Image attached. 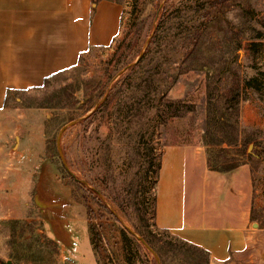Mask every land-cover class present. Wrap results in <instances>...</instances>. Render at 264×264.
Instances as JSON below:
<instances>
[{
  "label": "rangeland",
  "instance_id": "rangeland-1",
  "mask_svg": "<svg viewBox=\"0 0 264 264\" xmlns=\"http://www.w3.org/2000/svg\"><path fill=\"white\" fill-rule=\"evenodd\" d=\"M118 1L126 11L112 46L9 94L1 119L18 135L0 141V253L16 264L55 263L56 244L34 221L50 198L68 199L88 223L97 264H158L132 232L160 264H205V253L156 227L165 156L180 150L181 177L194 179L210 170L207 132L234 128L238 147L224 145L218 164L249 161L256 176L264 172V129L242 115L255 104L264 117V0ZM251 78L257 88L246 87ZM85 117L63 132L59 151L61 130ZM19 146L24 157L12 163ZM170 170L183 169L167 164L161 190L180 179Z\"/></svg>",
  "mask_w": 264,
  "mask_h": 264
},
{
  "label": "crops",
  "instance_id": "crops-1",
  "mask_svg": "<svg viewBox=\"0 0 264 264\" xmlns=\"http://www.w3.org/2000/svg\"><path fill=\"white\" fill-rule=\"evenodd\" d=\"M125 11L123 3L112 0H100L94 7L92 0H0V141L18 135L1 119L10 92L39 88L73 68L90 49L112 46L122 32ZM259 108L247 104L242 115L264 129ZM4 147L0 145V163ZM176 153L180 150L164 158L156 227L206 251L209 264H264V172L256 176L244 161L232 171L207 170L188 180L181 177L186 162ZM9 157L20 163L21 146ZM170 163L184 171L170 170L180 179L170 182L168 191L161 190ZM44 208L34 221L44 225L39 232L56 244L51 264H97L88 223L70 201L50 198ZM7 262L16 264L0 253V264Z\"/></svg>",
  "mask_w": 264,
  "mask_h": 264
},
{
  "label": "trees",
  "instance_id": "trees-1",
  "mask_svg": "<svg viewBox=\"0 0 264 264\" xmlns=\"http://www.w3.org/2000/svg\"><path fill=\"white\" fill-rule=\"evenodd\" d=\"M99 1L100 0H92V6L94 7ZM112 1L119 2L118 0H112ZM92 11H94V8H92ZM144 60H145V58H144ZM257 79L258 78H251L250 80L245 82L246 87L247 88H257V86H258V80ZM230 93L232 95H234V99H236V95L237 96L239 95L236 92V90H231ZM209 98L210 99L212 98L211 93L209 95ZM210 99H209V101H210ZM108 103H109V101H107L104 105H107ZM237 103H238V100H237ZM210 125H211V120H210ZM214 126H217L216 123H214ZM229 127H232V126H229ZM204 144L207 148L210 170L215 171V172H220V173H226V172L234 170L235 168H237L239 166V165L231 164L228 167L221 168V166L218 164V160L216 157L219 151L226 150V148H224V145H227L228 148H237L238 147V130L236 131L233 128V131L230 134H215V135H213V133L211 131L210 132L208 131L206 136H205ZM123 234H124V241L126 243V246H129L131 244V238L127 235L126 232H124ZM172 237H174L177 241H179L185 245L189 244V243L185 242L184 240H182L176 236L172 235ZM190 246L195 250L194 251L195 253L200 251L202 253H205V255L207 256L206 259L198 260V262L202 261L205 264H209V254L206 251L198 248L197 246L191 245V244H190ZM128 248H131V246H129Z\"/></svg>",
  "mask_w": 264,
  "mask_h": 264
},
{
  "label": "water",
  "instance_id": "water-1",
  "mask_svg": "<svg viewBox=\"0 0 264 264\" xmlns=\"http://www.w3.org/2000/svg\"><path fill=\"white\" fill-rule=\"evenodd\" d=\"M141 56H142V55H141ZM85 119H87V117L82 118V119H79V120L74 121V122H71L69 125H67L65 128H63V129L61 130V132H60V134H59L58 142H57L59 151H60V147H59V145H60V138H61L63 132H64L68 127L74 126V125H76V124H78V123L84 121ZM60 154H61V152H60ZM61 158H62V160H63L64 165L66 166V163H65L64 158H63L62 155H61ZM73 178H74V176H73ZM75 180H76V179H75ZM132 234H133L135 237H137L138 240H139V241H140V242H141V243H142V244H143V245H144V246H145V247H146L151 253L154 254V256L156 257V259H157V261H158V264H160L159 258H158V256H157L156 252L152 249V247H151V246H150V245H149V244H148L143 238L137 236L136 233L132 232ZM6 264H12V262H7Z\"/></svg>",
  "mask_w": 264,
  "mask_h": 264
}]
</instances>
